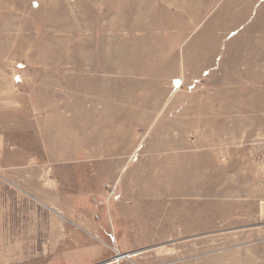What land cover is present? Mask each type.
<instances>
[{"label": "rangeland", "instance_id": "1", "mask_svg": "<svg viewBox=\"0 0 264 264\" xmlns=\"http://www.w3.org/2000/svg\"><path fill=\"white\" fill-rule=\"evenodd\" d=\"M0 264H264V0H0Z\"/></svg>", "mask_w": 264, "mask_h": 264}]
</instances>
